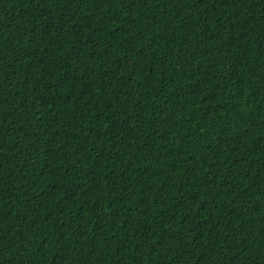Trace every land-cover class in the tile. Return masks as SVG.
Segmentation results:
<instances>
[{"label": "trees", "instance_id": "obj_1", "mask_svg": "<svg viewBox=\"0 0 264 264\" xmlns=\"http://www.w3.org/2000/svg\"><path fill=\"white\" fill-rule=\"evenodd\" d=\"M0 264H264V0H0Z\"/></svg>", "mask_w": 264, "mask_h": 264}]
</instances>
